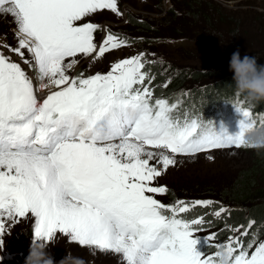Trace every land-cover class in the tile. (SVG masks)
<instances>
[{"label": "snow or ice", "instance_id": "6c2138e0", "mask_svg": "<svg viewBox=\"0 0 264 264\" xmlns=\"http://www.w3.org/2000/svg\"><path fill=\"white\" fill-rule=\"evenodd\" d=\"M99 10L122 14L118 0H0V13L14 18L18 42L0 47L36 74L34 83L21 63L0 51V238L31 216L33 236L71 233L70 241L118 254L123 264H215L216 252L195 251L191 238L203 231L205 216L187 220L183 214L217 202L164 204L153 194L168 188L153 184L176 155L252 148L243 139L256 124L252 111L237 102L243 119L234 136L218 134L195 113L181 119L174 115L179 100L153 101L155 76L145 69L154 54L144 51L117 60L107 73L70 76L77 57L100 58L127 43L107 31L97 45L101 25L81 21ZM39 92L47 95L40 99ZM259 121L264 125V114ZM228 212L221 205L210 214ZM252 224L225 223L239 234L212 244L217 233L211 232L207 247H225L231 264H264V241L249 252L253 243L241 239Z\"/></svg>", "mask_w": 264, "mask_h": 264}, {"label": "rangeland", "instance_id": "374dc122", "mask_svg": "<svg viewBox=\"0 0 264 264\" xmlns=\"http://www.w3.org/2000/svg\"><path fill=\"white\" fill-rule=\"evenodd\" d=\"M209 1H211V8L213 9L216 21L214 19L211 20L208 11H205L204 14L203 12H198L196 17H192L190 12L184 9L186 7L185 3L188 0H161V4L157 3L156 0H118L121 15H116L110 10H99L96 14L82 20L81 23L93 22L101 25V28L94 33L97 45L102 42L103 37L107 34V30L114 31L122 39H126V45L117 50H111L100 58H93L91 55L87 57L79 56L77 57V65L69 70L68 74L70 76H77L83 73L85 76H88L97 72L102 74L107 73L112 63L143 51L144 47L148 44H144L140 36L132 33L125 34L122 30L118 29H121V25L127 22L129 16L130 19L133 17L137 20L139 19V14L151 18H159L170 9H174L178 13V22L174 26L178 27L179 31H175L174 33L180 34L173 35L171 41L159 45L163 51L157 54L158 58H163L168 62H175L177 63L176 67L182 66L181 69L185 68L184 65H186V68L189 65L193 68H200L206 71L208 68L216 70L215 67L220 63H225L226 67H229L231 56H228L226 50L228 49L232 50L231 52L239 50L241 58L244 55L255 57L259 63L256 62L258 65H264V0H232L231 4H229L228 0ZM219 18L222 19V24L219 21L217 22V19L220 20ZM226 20L229 25L223 31ZM15 29L16 23L14 18L10 14L0 13V46L5 44L11 47L17 46ZM166 31L169 30L166 29ZM182 36L183 38H181ZM131 40L134 42L128 43ZM149 46H152V43H149ZM0 51L10 56L12 61L21 63V66L33 78V82L36 83L35 72L29 69L28 65L23 64L19 55L9 52L5 47H0ZM169 55L174 58L173 61L169 58ZM25 56L28 57L26 50ZM184 87L185 89L189 88L187 84ZM37 95L40 99H43L47 95V92H39ZM225 111L227 113L222 115ZM229 113V109L225 107L218 114V117H212L205 123L212 122L213 129L218 134L234 136L239 131L240 122L234 125L232 116L228 117ZM184 114L180 111L174 112V115H178L181 119L184 117ZM254 153L255 151L252 148L242 147L237 149L232 146L218 150L209 149L194 155H176L174 157L176 163L169 166L156 179L153 186L167 185L175 188L179 187V185L190 186L191 180H194L196 185L200 183L196 178H201L203 175L207 177L215 175L216 178H221L225 172L231 173L234 170L251 166L255 160L256 154ZM168 154L171 155V153ZM152 163L155 164L156 161L153 160ZM158 167L162 166L158 165ZM200 190L195 189L194 191ZM158 195L160 194H155L154 198L158 199ZM34 219L35 217L26 216L7 228L5 234L0 238L3 241L2 247H0V264H24L25 259L23 255L25 251L19 252L21 251L20 248H14L11 253H19L13 258V254H9L6 250V246L22 247V237L23 235L25 236L26 232H30V245L31 238L33 237ZM58 232L59 230L57 229ZM238 234L233 232V235ZM67 235H71V233ZM67 235L62 233L56 234L55 245L49 248L54 261H59L63 258L66 251H70L73 255L84 258L86 264H123L118 254L102 252L95 246L79 245L76 242L70 241ZM192 238L195 239V234H192ZM227 240H224V242ZM260 241H264V236L258 238L257 242H252L253 248L248 249V251L254 250L256 243ZM194 250L202 252V249H199L198 246H195ZM92 253H95V255Z\"/></svg>", "mask_w": 264, "mask_h": 264}, {"label": "trees", "instance_id": "16d2710c", "mask_svg": "<svg viewBox=\"0 0 264 264\" xmlns=\"http://www.w3.org/2000/svg\"><path fill=\"white\" fill-rule=\"evenodd\" d=\"M156 2L161 4V0H156ZM185 6L184 9H187L192 17H196L198 12H203L204 14L205 11H208L211 20L214 19L216 21L211 8V1L209 0H204L203 2L202 0H188ZM177 16L178 13L174 9H170L159 18H151L139 14V19L137 20L133 17L130 19L129 16L127 22L121 25V29H118L125 34L132 33L140 36L143 43L148 44L143 51L147 54H154L147 55V60L152 61V63L148 64L145 69V71H149L155 76V82L153 81L154 84H152L155 91L153 101L156 98H166L169 102L179 100L180 106L176 111L189 114L195 113L204 122L212 117H218V113L226 107L230 112L228 117L233 115L234 123L237 124L243 119L242 113L235 108L237 102H239L240 106L252 111L256 125H261L259 115L264 114V100L253 102L241 95H237L233 82L234 73L230 67H226L225 63L218 64L215 67L216 70L208 68L206 71L189 65L188 68L184 65L185 68L181 69L182 66L176 67L177 63L168 62L163 58L157 57V54L163 51L159 45L172 40L173 35L180 34L174 33L179 31V28L174 26L178 22ZM219 19H217V22L221 23L222 19ZM228 25L229 23L226 20L225 26L223 25V31L226 30ZM166 29L169 31H166ZM112 33L115 34L114 31ZM115 35L121 38L119 34ZM132 42L134 41H128V43ZM149 43H152V46H149ZM226 50L228 56H231L232 50ZM208 53L213 54L214 52ZM162 55L165 56L164 54ZM169 58L172 61L174 60L171 55H169ZM165 83H167V87H164ZM186 84L189 87L187 89L184 87ZM226 113L225 111L222 115ZM252 149L256 155L253 164L249 167L234 170L231 173L225 172L221 178H216L215 175L210 177L203 175L201 178H196L200 182L196 185L194 180H191L190 186L179 185V187L175 188L164 185L169 191L157 196L164 204L173 203L178 199L186 201L208 199L217 202L210 208L195 207L183 214V218L187 220L200 215L205 216L206 223L203 231L197 234L196 232L192 233L195 234L196 240L194 249L195 246H198L199 249H202V252L205 251L207 254L214 253L216 248L207 247L205 235L215 232L217 235L211 243H223L224 240L233 235V232L225 230V223L235 227L238 225L247 226L249 221L253 222L249 234L241 237L245 246L249 242H256L258 238L264 236V149ZM195 189L201 190L194 191ZM221 205L227 207L229 212L220 218H214L210 213ZM209 221L211 223H208ZM29 241L30 232H26L25 236L23 235L22 237V247H12L13 245H11L6 246V250L9 254H13V258L19 252L25 251L23 255L25 259L29 251ZM14 248H20L21 251L11 253Z\"/></svg>", "mask_w": 264, "mask_h": 264}, {"label": "clouds", "instance_id": "9594fccd", "mask_svg": "<svg viewBox=\"0 0 264 264\" xmlns=\"http://www.w3.org/2000/svg\"><path fill=\"white\" fill-rule=\"evenodd\" d=\"M228 2L231 4L232 0ZM229 67L234 73L236 94L253 102L264 100V65H258L255 57L244 55L241 58L237 50L231 54ZM243 139L254 149H264V125H249L244 131ZM55 236L56 234L47 238L33 236L24 264H86L84 258L73 255L70 251H66L59 261H54L49 248L55 245ZM215 252V264H231V254L225 247H220Z\"/></svg>", "mask_w": 264, "mask_h": 264}, {"label": "bare ground", "instance_id": "6f19581e", "mask_svg": "<svg viewBox=\"0 0 264 264\" xmlns=\"http://www.w3.org/2000/svg\"><path fill=\"white\" fill-rule=\"evenodd\" d=\"M42 97V96H41ZM222 111V110H221ZM221 111H220V113H221ZM220 113H218V114H220ZM232 120H234V117H233V115H232ZM257 242V241H256ZM255 243V242H254Z\"/></svg>", "mask_w": 264, "mask_h": 264}]
</instances>
